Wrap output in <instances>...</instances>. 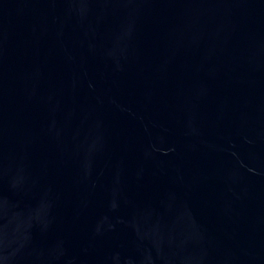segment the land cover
<instances>
[{
	"label": "water",
	"instance_id": "1",
	"mask_svg": "<svg viewBox=\"0 0 264 264\" xmlns=\"http://www.w3.org/2000/svg\"><path fill=\"white\" fill-rule=\"evenodd\" d=\"M0 264H264V0H0Z\"/></svg>",
	"mask_w": 264,
	"mask_h": 264
}]
</instances>
